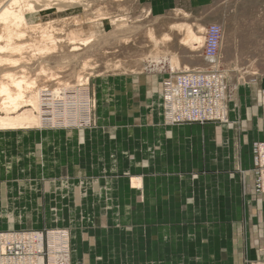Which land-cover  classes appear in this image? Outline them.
I'll use <instances>...</instances> for the list:
<instances>
[{
    "label": "crops",
    "instance_id": "1",
    "mask_svg": "<svg viewBox=\"0 0 264 264\" xmlns=\"http://www.w3.org/2000/svg\"><path fill=\"white\" fill-rule=\"evenodd\" d=\"M210 1L138 3L152 15H173V26L182 24L180 12L207 27ZM212 1L216 10L222 0ZM168 26L171 37V17ZM249 48L261 69L231 88L225 123L165 124V73L143 84L136 76L98 79L92 129L7 133L0 140V232L67 230L69 264L262 258L264 196L255 199L252 170L254 146L264 142V39Z\"/></svg>",
    "mask_w": 264,
    "mask_h": 264
},
{
    "label": "rangeland",
    "instance_id": "2",
    "mask_svg": "<svg viewBox=\"0 0 264 264\" xmlns=\"http://www.w3.org/2000/svg\"><path fill=\"white\" fill-rule=\"evenodd\" d=\"M86 3L88 4V7H85V10L84 7L80 5H74V7L65 8L60 13H55L56 11H54L55 10L54 9L46 12L47 16L44 19H42V22L44 23L45 21H56V25L58 24L57 26H59L61 22L58 23L57 21L67 18L68 19L67 22L69 24L66 26L67 29L68 27H70L71 29H75L76 27L73 28V20H72L73 17L77 16V19L80 21L82 17L84 18L86 16V14L88 18L93 13H96L95 14L96 16L98 14H101L103 16V18H100L103 21L98 23H93L96 25L100 24L101 26L100 27L101 31L99 32L97 31L96 40L92 44L93 46H95L94 50L90 53H87V49L85 48H83V50L81 51H77L76 53L78 55L76 57L74 56L73 59L74 62L71 61V63L68 66H66L65 69L63 68L64 70H62L61 73H57L61 77L60 81L66 79V80H72L71 82H73V79L74 77H76L75 76L76 74L82 73L83 75L84 74L83 72H85L84 75L86 77L83 76V78L88 77L89 80L86 82V84H83L84 86L83 85L78 86V90L79 89L88 90L90 92L91 97H95L96 99V95H98V92L96 90V87H94L95 82L98 79L106 78V76L109 75H117L123 77H126L127 75H128L127 77L136 76L141 81L147 77H150L151 75H158V74L164 75L165 73H167L166 77H168V74L170 72L169 68L172 67L169 64V60L171 59L170 56L171 54L177 57L178 70L182 68L190 69L193 71L194 70L202 71L204 69H208L207 68L208 66L206 64L207 62L204 60L203 56L201 55V48H197L198 50H193L192 52V50L181 45L180 39L183 36V31L180 32V30L177 29L178 25H180L179 21L176 22V24L173 26V22H172L173 15L168 16L165 13H163L160 16L152 15V13L149 10L141 8L139 6L138 0H89ZM216 10L214 8V3L211 0L206 5V9H205V11L207 12L206 13L207 23H208L207 27L200 25L197 21L192 22L190 20L191 17L187 16L186 14H182L180 12L176 13L175 18L177 19L182 18L183 19L182 24L183 23L190 24L194 26L196 30L198 29V27H203L204 35L207 28L211 25L220 26L222 32L224 30L226 35H223V38L221 37L222 42L218 53L219 56L217 58L218 63H216V65L218 64L221 70H225L224 76L228 84V91H227L228 92L227 98H228L231 92V88L235 89V87L237 86L238 84L237 81L240 80L247 81L251 79L253 75H256L258 73V69H261L260 68L261 65L255 62V58L251 60L253 56L255 57V53L253 52L254 48L250 50L249 42H252L259 37L264 39V31H259V32L253 31L255 27L258 29H260L261 27L264 28V0H222L221 4H216ZM216 13H217V17H216ZM95 15L93 14V17H95ZM169 17H171V26L174 28L171 29L172 32L171 40L166 43L165 42L160 43V45L155 46L154 43L147 38V34H148L147 32H149V30L153 31L152 33L154 34L156 39H158V41L162 39V37L165 34L169 35V26H168ZM119 19H124L126 21L125 23L128 26L126 25L127 27L125 26V29L120 30L115 26H113V24L111 23ZM84 21L85 20H82V22ZM28 22L29 24L40 22L39 15H31L28 18ZM79 23H81V21ZM66 27L64 28V30H66L67 32L69 29L67 30ZM88 27L89 26H86L87 29L85 28L84 29L87 31L89 30ZM249 30H251L252 32H249ZM174 34H175V41H174ZM64 35L65 33L59 36L63 38V41L59 46L58 53L51 57L47 56L45 58V61H47L48 65L51 67H54L58 62V60L61 59V57L69 58L73 54L69 52L70 51L69 46H67L68 44L66 40L64 41V39L66 38V36ZM124 41L127 43H125ZM27 55L30 57L31 54L29 55V53H24L23 56H26L28 58V59L26 58L27 60H31ZM168 56H170L169 59ZM87 57L90 59L89 61H91L89 62L90 64L88 65L90 69L87 67L86 68L87 70L85 69L83 71L82 60H85ZM229 63L230 65H228ZM31 65H29V68L31 69L35 68L37 65L36 61L31 62ZM174 67L176 68V66ZM234 69H236L237 71ZM34 71H32L31 74L34 77L36 75L38 79L37 84L40 87H44L45 85L46 86L53 85V83L50 82L48 83L47 77H45V75L47 76V74L37 76V74ZM55 72L56 71H54V73ZM44 80L47 82H45ZM71 85L74 86L73 83H71ZM74 91H76V89ZM94 103L95 105L93 107V117L95 115V111L98 106L97 100H95ZM41 116H43L42 110H41ZM164 122H165V118H164ZM95 124H96V120L94 117L92 127H94ZM57 129L68 130V131L75 130L73 128L72 129L57 128ZM254 153H255V146L253 149V156ZM254 164H255V156H254ZM244 194L247 195V192L246 193L244 192ZM255 199H257V195H255ZM51 230H55V229L51 228ZM10 231L11 230H7L5 232H0V233H7ZM41 231L50 232V230H41ZM65 232H67V230ZM69 240H70V236H69ZM67 246H68V252L66 253L67 256L63 255V258H61V260L64 261V264H69V258L71 253L70 241L68 242ZM66 258L68 260H66ZM259 262L260 264H264V256L258 259L257 261H253L249 264H258Z\"/></svg>",
    "mask_w": 264,
    "mask_h": 264
},
{
    "label": "bare ground",
    "instance_id": "3",
    "mask_svg": "<svg viewBox=\"0 0 264 264\" xmlns=\"http://www.w3.org/2000/svg\"><path fill=\"white\" fill-rule=\"evenodd\" d=\"M88 1L89 0H0V140L3 141L7 137L8 135L7 133H16L20 131L23 132L34 131L35 129L41 131L42 130L48 131V129L49 131L58 130L57 128H49V127L47 128L43 126L44 124L42 123V118H41V110L42 107L45 106L43 104L46 101V98L49 97V94L50 97L53 99L56 98L62 100L66 98V92L68 91V89L77 90L78 86H82L83 84H86V82L89 80L88 77L83 78V76H85L84 75L85 72H83L84 73L83 75L82 73L79 74L75 73L76 77L73 76L74 77L73 82H71L72 80H66V79L60 81L61 77L57 73H61L62 70H64L66 66H68L71 63V61H73L74 56L76 57L78 55L76 53L77 51H81L83 50V48H85L87 49V53H90L94 50L95 46H93L92 44L96 40L97 31L98 32L101 31L100 30L101 26L100 24L96 25L93 23H98L103 21L102 19H100L103 18V16L101 14H98L96 16L95 15L96 13H93L95 15V17H93V14L91 13L92 15L88 18L86 14L84 18L83 17L81 18L80 20L81 23H79L80 21L77 19V16L73 17L72 18L73 28L75 27L76 28L71 29L70 27H68L69 30L66 27L67 25H69L67 22L68 21L67 18L57 21L58 23L61 22L59 26H57L58 24L56 25V21H45L44 23L42 22V19H44L47 16L46 12L54 9H55L54 11H56L55 13H60L65 8H71L74 7V5H80L83 6L85 10V7H88V4L86 3ZM31 15H39L40 22L29 24L28 18ZM82 20L85 21L82 22ZM125 22L126 21L124 19H119L111 23L113 24V26L121 30V29H125V26L127 25ZM86 26H89L88 27L89 30L87 31L85 30L87 29ZM65 27L68 30L67 32L66 30H64ZM172 29L174 28L172 27ZM177 29H179L180 32L183 31V36L180 39L181 41L180 43L184 47H187L193 52V50H198L197 48H201L203 46L204 43L203 27H198V29L196 30L194 26L183 23L178 25ZM152 32L153 31L150 30L149 32H147L148 33L147 38L150 41H152L155 46H158L160 45V43H164V42L166 43L171 40V37L168 34H165L162 37V39L158 41V39H156V37ZM63 33H65L64 36H66L64 41L66 40L68 44L67 46H69V50H70L69 52L73 54L69 58L61 57V59L58 60L56 65L54 67H51L48 65V62L45 61V58L47 56L51 57L58 53L59 46L63 41V38L59 36L61 34L63 35ZM223 35H226L224 30L222 32V38ZM24 53H29V55L31 54L30 57L27 55L31 60H27L28 58L26 56H23ZM170 56L171 59L169 60V64L172 66L170 67L174 70L175 69L178 70L177 57L174 56L173 54H171ZM170 56H168V59ZM89 60L90 59L88 57L85 60H82L83 71L90 64L89 62L91 61ZM33 61L34 62L36 61L37 65L35 68L31 69L29 68V65H31V62ZM216 63H218L217 59L214 60L213 63L208 62L206 64L207 66L209 65L215 66ZM228 65H230V63ZM174 66H176V68ZM32 71H34L37 74V76L47 74V76L45 75V77H47L48 83L49 82L53 83V85L52 86L45 85L44 87H40L37 84L38 79L36 75L34 77L31 74ZM54 71L56 72L54 73ZM106 77L108 78L117 77V75H109ZM106 80L108 79L103 80V82H105ZM145 81L146 80H142V81L140 80L142 84ZM70 82L73 83L75 87L71 85ZM160 96H161V92H160ZM91 100L94 102L96 99L95 97H92ZM51 102L53 101L51 100ZM161 104H162V115L165 116L163 112V100ZM141 108L143 109V107ZM81 128H86V127H78L75 129V131L78 132L80 131L78 129ZM89 129H92V127H90ZM59 134L62 133L59 132ZM137 183H140V181ZM22 231H26V230H22ZM36 231L40 232L41 230H36ZM10 232H15V231H10ZM49 235H52L53 238L57 237L58 239L62 240L61 241L62 247L63 245H68V242L70 241L69 235H67V232H65L64 230H60V229L50 230ZM66 260L68 259L66 258ZM258 264H260V262Z\"/></svg>",
    "mask_w": 264,
    "mask_h": 264
},
{
    "label": "built area",
    "instance_id": "4",
    "mask_svg": "<svg viewBox=\"0 0 264 264\" xmlns=\"http://www.w3.org/2000/svg\"><path fill=\"white\" fill-rule=\"evenodd\" d=\"M221 37L220 26L207 28L201 47V55L207 63L218 58ZM207 68L202 71L169 68L161 91L165 123L176 126L225 123L228 84L224 70L218 64ZM50 98L49 94L42 107L43 126L59 129L92 127L95 103L88 90L68 89L66 98H51L53 102ZM254 156V186L258 199L264 195V142L256 143ZM61 241L43 231L0 233V264H64L61 258L68 252V246L62 247Z\"/></svg>",
    "mask_w": 264,
    "mask_h": 264
}]
</instances>
